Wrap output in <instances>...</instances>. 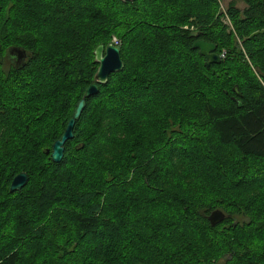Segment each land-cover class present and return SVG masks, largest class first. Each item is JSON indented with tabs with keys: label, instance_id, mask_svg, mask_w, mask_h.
<instances>
[{
	"label": "trees",
	"instance_id": "16d2710c",
	"mask_svg": "<svg viewBox=\"0 0 264 264\" xmlns=\"http://www.w3.org/2000/svg\"><path fill=\"white\" fill-rule=\"evenodd\" d=\"M242 2L0 0V264H264V0ZM112 35L123 67L53 162Z\"/></svg>",
	"mask_w": 264,
	"mask_h": 264
},
{
	"label": "water",
	"instance_id": "95a60500",
	"mask_svg": "<svg viewBox=\"0 0 264 264\" xmlns=\"http://www.w3.org/2000/svg\"><path fill=\"white\" fill-rule=\"evenodd\" d=\"M132 1V0H121ZM192 48L197 50V53L203 57V64L208 66L210 63L219 62V55L215 52V44L204 39L198 38L192 43ZM119 45L112 44L111 41L106 44H97L92 53L93 61L97 64V68L93 75L92 81L84 89L82 96L75 103L70 117L67 119L64 129L60 136L55 139L50 147V150H45V153H49V158L53 162H58L61 159L63 151V143L72 137V127L75 121L79 118V115L84 107V99L90 95H93L97 91V84L104 83L107 76L111 72H115L122 69V62L119 57ZM23 53V51H21ZM235 93L237 92L236 86H233ZM236 106L239 107L240 101L235 100ZM27 175L24 172H19L14 175L9 183L8 191L19 190L26 182ZM226 217L225 213L220 209H213L207 215L206 219L210 225L219 223Z\"/></svg>",
	"mask_w": 264,
	"mask_h": 264
},
{
	"label": "flooded vegetation",
	"instance_id": "af4514ba",
	"mask_svg": "<svg viewBox=\"0 0 264 264\" xmlns=\"http://www.w3.org/2000/svg\"><path fill=\"white\" fill-rule=\"evenodd\" d=\"M24 50L16 47H9L5 51L6 58L8 61L14 65H19L21 63V59L23 58ZM25 53V52H24Z\"/></svg>",
	"mask_w": 264,
	"mask_h": 264
},
{
	"label": "rangeland",
	"instance_id": "374dc122",
	"mask_svg": "<svg viewBox=\"0 0 264 264\" xmlns=\"http://www.w3.org/2000/svg\"><path fill=\"white\" fill-rule=\"evenodd\" d=\"M230 2H232L235 7H238L240 9H242L244 7V4H243L242 0H219V10L220 11H225L226 5L228 3H230ZM112 37H115V36L112 35Z\"/></svg>",
	"mask_w": 264,
	"mask_h": 264
},
{
	"label": "bare ground",
	"instance_id": "6f19581e",
	"mask_svg": "<svg viewBox=\"0 0 264 264\" xmlns=\"http://www.w3.org/2000/svg\"><path fill=\"white\" fill-rule=\"evenodd\" d=\"M112 41H115V42H117L116 44H114ZM111 42H112V44H114V45H119L118 44V40L115 38V37H113V39L111 40ZM104 44V43H103ZM23 55H25V53L23 52ZM24 57V56H23ZM120 57V56H119ZM220 57V56H219ZM23 59V58H22ZM22 59H21V61H22ZM121 60V59H120ZM122 62V61H121ZM122 67H123V64H122ZM118 71H120V70H118ZM115 72H117V71H115ZM111 73H113V72H111ZM110 74V73H109ZM108 74V75H109ZM236 86V85H235ZM237 89V88H236ZM238 92V91H237ZM238 94V93H237ZM91 96V95H90ZM89 97V96H88ZM84 101H85V99H84ZM72 138V137H71ZM70 138V139H71ZM69 140V139H68ZM67 141V140H66ZM64 144V143H63ZM63 152V151H62ZM62 157V156H61Z\"/></svg>",
	"mask_w": 264,
	"mask_h": 264
},
{
	"label": "built area",
	"instance_id": "2783aa9c",
	"mask_svg": "<svg viewBox=\"0 0 264 264\" xmlns=\"http://www.w3.org/2000/svg\"><path fill=\"white\" fill-rule=\"evenodd\" d=\"M114 44H116L117 42H115V41H112Z\"/></svg>",
	"mask_w": 264,
	"mask_h": 264
}]
</instances>
